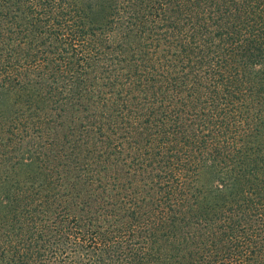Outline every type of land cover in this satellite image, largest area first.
Masks as SVG:
<instances>
[{"label":"rangeland","instance_id":"374dc122","mask_svg":"<svg viewBox=\"0 0 264 264\" xmlns=\"http://www.w3.org/2000/svg\"><path fill=\"white\" fill-rule=\"evenodd\" d=\"M179 2L64 0V10L40 5L32 13L26 1L0 2V264L60 247L74 259L96 257L95 249L75 241L79 232L123 227L129 233L135 223L129 225L128 209L139 210L144 225L151 211L177 208L181 197L187 210L225 202L230 191L218 186L227 168L237 165L234 147L245 143L246 128L242 117L232 118L234 139L228 143L222 134L214 136L219 130L214 123L232 105L236 111L249 108V113L264 109L259 99L224 90L227 76H222L219 93H206L191 107L185 72L205 87L210 63L197 62L205 47L192 65L177 67V76L168 74L171 81L163 85L180 49L179 35L171 33ZM129 117L135 119L134 133ZM164 131L170 138H161ZM204 136L218 140L193 148L192 142ZM161 145H177L184 162L159 164ZM210 155L222 161V171L206 161ZM234 198L240 197L229 195L226 205ZM234 209L239 233L256 225L257 216ZM231 213L193 223L200 246L187 244L170 217L165 230L174 228L171 239L176 235L181 241L163 249L165 257L157 264H187L203 241L211 246L207 264H217L218 238L228 230ZM156 219L153 223H163ZM154 229L152 223L145 226L148 233ZM126 246L111 241L112 257L106 259L114 262L115 252ZM254 247L250 242L249 249ZM260 249L253 264H264Z\"/></svg>","mask_w":264,"mask_h":264},{"label":"trees","instance_id":"16d2710c","mask_svg":"<svg viewBox=\"0 0 264 264\" xmlns=\"http://www.w3.org/2000/svg\"><path fill=\"white\" fill-rule=\"evenodd\" d=\"M2 1L5 0H0V2ZM17 1H23L24 3L26 1L25 9L31 13L35 12V9L40 5H59V10H64L65 8L64 0ZM155 3H152L153 6H155ZM178 4L180 13L173 21L174 31H171V33L179 35L176 36V39L180 49L174 55L170 65H168V67L173 66L174 70L170 69L167 71L170 73H165L163 85L169 84L171 81L168 80V74L177 76V67L181 65L183 70L185 65H192L195 54L198 55L200 47H205L206 51L202 52L204 55H199L197 60L198 64L210 63L207 71L209 75L205 76V87L198 82V78L191 77L189 72H185V82H187L185 90L187 91L188 102L192 105L191 107H196L198 100L206 96V93L207 96L212 92L219 93L222 76H227L229 86L225 87L224 90L227 89L228 93L234 94V97L237 98H243L245 95L255 102L259 99L257 104L259 103L264 109V0H180ZM160 8H162V5ZM182 8L187 9L186 14L182 13ZM80 22H82L84 27L85 18L83 17ZM171 46H176L175 41L171 42ZM212 49H216L217 54L214 51L213 55H207ZM168 63L162 64V66H166ZM224 72L226 73L224 74ZM211 74L212 77L209 81ZM236 112H239V114L236 115ZM239 116L242 117L241 122L243 123L241 124L246 128L245 143L234 147L235 154L233 153V155L238 159L237 165L233 164L232 167L227 168L226 173H224L226 176L222 178L221 185L218 186L220 190L224 187L223 191H230L223 197L225 202H227L226 199L229 195H239L240 198L230 200L233 203H231V206H227V203L223 202L214 206H203L195 210L190 206V209L187 210L183 205L185 201L181 197L178 199L179 206L177 208L173 207V209L169 210L162 208L157 211H151L147 217H144V225L141 224V215L137 214L140 211L128 209V216H132V222L129 225L135 223V229H132L129 233L123 227L118 228L117 231H103L96 228L90 233L79 232V237L77 236L75 241L82 248L95 249L96 253H98L96 257L74 259L69 257L60 247L58 250L52 249L51 254H46V250L37 249L28 257L21 255L18 257L17 255L16 258H12L14 263L157 264L165 257L163 249L169 248V244L177 246L179 243L177 242L179 238L176 235L174 239H171L172 235L170 233H172L174 228L168 229V231L165 230L170 217H173L174 221L178 223L179 229L183 230L179 234L182 235V239L187 244L200 246L197 228L193 227V223L201 224V222L214 221L228 210L230 213L233 212L235 206L245 216H257V222L256 225L251 224L250 229H244L242 233H239L238 220L234 219L235 217L231 213L227 220L228 230L224 231L218 238L221 239L222 245L219 246L221 251L220 256H218L220 260L217 264H253L254 253H257L259 248H261V257L264 258V110L263 112L261 109L257 110L256 113H249V108L248 112L236 111L234 105L226 108L224 117L218 123H214V125L218 124L219 128L214 136L217 137L216 135L222 134L225 142L229 143L230 139H234L231 119ZM127 122L133 129L132 133L136 132L132 124L135 119L129 117ZM166 126V121L162 119L161 128L166 129ZM161 134L163 139L170 138L167 131ZM215 137L213 139L209 137L211 138L209 140L211 142L218 140ZM197 140L199 141L192 142L193 148L205 147L209 143L206 136L202 140L198 137ZM148 144L150 145V141ZM176 146L161 145L162 150L158 154L163 159L162 162L158 161L159 164L163 163L165 166H173L174 159H178L177 162L181 160ZM190 150L191 153L194 152L193 149ZM216 150L218 149L216 148ZM206 161L217 168L220 167L222 162L217 160L214 155L206 157ZM169 170H172V167ZM178 184L180 185V179L177 181ZM5 199L10 200L8 197H4V201ZM156 218H159L163 223H153L158 221ZM147 223H152L155 226V229L149 233L145 231ZM172 224L174 227L176 226V224ZM33 234L36 233L33 232ZM116 239L127 246L125 248L121 247L115 252L114 262L108 261L106 255L112 257L110 255L111 241ZM203 242L204 246L202 248L198 247L191 252L187 264L209 263L208 255L211 246L205 243L207 241ZM211 242L213 243V240ZM250 242L256 245L252 250L249 249ZM258 244H260L259 247ZM215 247L217 248L218 245L215 244Z\"/></svg>","mask_w":264,"mask_h":264}]
</instances>
